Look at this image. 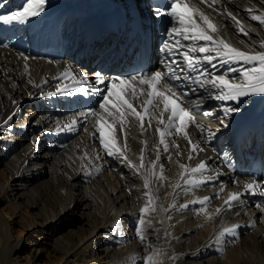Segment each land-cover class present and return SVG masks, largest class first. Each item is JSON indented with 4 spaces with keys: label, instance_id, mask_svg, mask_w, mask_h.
Segmentation results:
<instances>
[{
    "label": "bare ground",
    "instance_id": "bare-ground-1",
    "mask_svg": "<svg viewBox=\"0 0 264 264\" xmlns=\"http://www.w3.org/2000/svg\"><path fill=\"white\" fill-rule=\"evenodd\" d=\"M25 2L0 0V14L17 10ZM168 2L47 0L44 11L26 23H0V264H145V258L153 254L158 264H264V215L256 207L264 208V174L252 176L245 152L235 155L240 142L245 148V143L251 141L248 131L253 125L243 127L244 119L256 111V125L264 127V95L218 101L197 88L187 95L199 98L197 104L189 105L183 97L185 107L195 108L196 120L203 126V131L195 126L188 129L191 140L202 151L189 161L191 145L182 135L166 138L168 152L160 147L157 173L162 164L164 179L152 178L149 184L157 210L144 214V242L136 231L141 209L148 203L144 176L122 159L106 154L98 134L93 135L95 117L79 119L75 131H56L80 112L98 110V92L88 96L79 92L47 95L57 86L76 87L71 77L57 79L65 70L74 71L77 78L85 75L94 80V76H88L87 63L78 58L79 37L115 33L129 45L130 33L121 30L120 25L131 23L136 19L132 11L140 10L137 18L144 23L151 21L154 27V52L158 50L156 45L162 50L170 18L155 12ZM199 6L222 26L220 35L228 42L242 50H264L260 48L264 24L251 18L264 11V0H217L214 5L220 13L232 12L244 25L247 36L239 33L226 15H219L206 4ZM249 8L252 13L247 11ZM42 41L49 46L61 44L64 51L52 59L36 54ZM129 57L130 52L101 73L133 74ZM157 57L152 71L163 70V61L169 58L165 52ZM213 63L217 65L216 74L245 66ZM180 67L185 66L181 63ZM205 67L212 70L210 65ZM163 83L180 95L189 89L187 81H178L182 92L172 81L165 79ZM134 103L142 110L138 101ZM226 107L238 111L226 114ZM164 118L167 120V114ZM145 128L143 131L130 116L126 129L117 125V136L119 146L124 148L126 131L125 154L138 165L143 150L148 167L156 160L159 144L156 119H152L150 128L146 120ZM145 140L149 141L147 147ZM97 155L99 160L95 159ZM201 161L209 169L206 175L220 173L218 179L185 192L183 179L187 176L181 178L179 165L191 168ZM97 166L99 172L95 171ZM251 182L257 187L254 192H245V185ZM177 183L181 188H174ZM233 192L244 195L226 210L224 201ZM205 196L210 197L205 205L190 203ZM186 203L188 207L184 208ZM218 207L222 211L216 214ZM234 224L239 225L235 237L229 234L218 239L224 228Z\"/></svg>",
    "mask_w": 264,
    "mask_h": 264
},
{
    "label": "snow or ice",
    "instance_id": "snow-or-ice-1",
    "mask_svg": "<svg viewBox=\"0 0 264 264\" xmlns=\"http://www.w3.org/2000/svg\"><path fill=\"white\" fill-rule=\"evenodd\" d=\"M46 3L47 0H26L19 9L0 14V23L5 25L26 23L29 19L39 16L44 11ZM216 3L217 0H211L210 3L209 0H198V3L196 0H169L163 9H156L155 14L157 16H168L171 25L166 31L168 39L162 45V51L167 53L169 57L163 61V70L139 71L136 74L117 76H107L101 72H96L94 80H90L85 75H80L77 78V74L74 71L65 70L57 79L64 80L71 77L72 84L76 85V87L72 88L67 84L57 86L55 92H49L47 95H70L73 92H79L88 96L98 92L100 101L98 110L89 109L85 112H80L78 117H73L63 127L58 126L56 131H75L77 130L79 119L87 121L90 117H95L93 135L98 134L99 142L106 150V154L122 159L130 167L134 168L138 174H142L144 176L145 189H149L152 178L157 180L164 179V167L162 164L159 165L158 174L157 162L160 160L159 149L161 146L164 152L169 151V143L166 138H174L176 135H182L186 138L191 145V152L188 155V160L191 161L194 154H198L202 149L191 140L188 129L191 126H195L203 131V126L196 120L194 115L195 108L185 107L184 96L194 93L197 88L204 90L211 98L218 101H234L239 100L241 97L255 94L264 95V50L255 52L242 50L221 36L222 26H218L214 19L199 4H206L208 8L213 9L219 15L229 17L237 25L239 33L247 36L248 32L242 22L232 12H218L214 8ZM247 11L252 13L253 9L249 8ZM251 18L264 24V11L252 15ZM260 48L264 49V41L260 42ZM24 59L27 61L28 58L24 57ZM214 61H218L221 66L233 63L245 66L239 69L231 67L222 74H216L214 70L217 65L213 63ZM181 63L185 67L181 68ZM205 65H210L212 70L205 67ZM185 73L192 74L186 75ZM165 79L173 82L187 81L189 89L183 92L182 95L177 94L171 85L163 83ZM193 85L195 87H192ZM176 86L179 87L180 85L177 84ZM37 87H40V85H37ZM134 101L139 102L138 106L142 110H138ZM191 104L192 102L189 101V105ZM157 109L159 110L158 112L156 111ZM235 111H238V109L233 107L225 108L226 114H231ZM165 114H167V120L164 118ZM130 116L139 122L143 131L147 130L145 128L146 120L149 128L153 118L157 121L156 131L159 135V144L156 145V160L151 161L148 167L145 166L143 150L141 151L138 165L132 163L125 154V148L127 147L126 131L124 132V148L119 146L117 125L120 126L121 130L126 129ZM143 143L147 147L149 141L145 140ZM175 147L179 148V145H175ZM85 156H87V153H85ZM95 159L99 160V156L97 155ZM171 159L172 157L169 156L168 160L171 161ZM179 167L182 169L181 178L183 179L187 176V179H183V190L185 192L212 182L218 179L220 175V173L206 175L209 169L204 161L191 168L187 164H180ZM100 170L99 166L95 168L96 172ZM89 175H92V173L90 172ZM256 187V182L247 183L245 192H254ZM174 188H181V184L177 183ZM221 191H223V188H221ZM144 195L148 198V203L141 209V217L136 229L137 236L141 242L146 239L144 233L147 231V229L141 227L145 224L144 214L157 210L151 189L146 191ZM242 195L244 193H231L224 201L226 210H231L240 201ZM209 199L210 197L205 196L202 200L191 201L190 203L205 205ZM183 207L187 208L188 204H184ZM256 207L260 208L261 214L264 215V208H261L260 205H256ZM164 211L168 210L164 209ZM201 211H204L203 207ZM221 211L222 208L218 207L215 213L219 214ZM238 228V224L224 228L219 233L218 239L229 234L235 237ZM154 255L147 256L145 264H158L154 259Z\"/></svg>",
    "mask_w": 264,
    "mask_h": 264
},
{
    "label": "rangeland",
    "instance_id": "rangeland-1",
    "mask_svg": "<svg viewBox=\"0 0 264 264\" xmlns=\"http://www.w3.org/2000/svg\"><path fill=\"white\" fill-rule=\"evenodd\" d=\"M88 29H89V28H88ZM153 39H154L153 41H154V43H155V36H154V38H153ZM156 51H157V50H156ZM156 51H155V52H156ZM123 67H125V66H123ZM198 101H199V100H198ZM1 167H2V166L0 165V169H1ZM0 171H1V170H0ZM1 208L3 209V207H2V206H1ZM25 235H26V237H27V231H26V230H25Z\"/></svg>",
    "mask_w": 264,
    "mask_h": 264
}]
</instances>
